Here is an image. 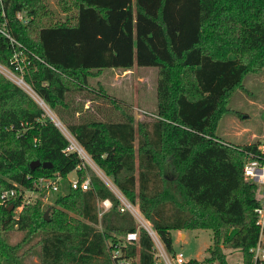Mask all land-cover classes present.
<instances>
[{
	"label": "trees",
	"instance_id": "1",
	"mask_svg": "<svg viewBox=\"0 0 264 264\" xmlns=\"http://www.w3.org/2000/svg\"><path fill=\"white\" fill-rule=\"evenodd\" d=\"M54 1L63 17L48 0H0V63L13 68L23 49V80L137 206L168 254L176 252L173 230L210 229L206 256L185 264H229L224 248L251 264L258 188L242 166L247 152L260 151L216 130L225 114L238 116L228 101L243 77L264 68V0ZM134 66L156 68L150 120H136L129 104L90 83L107 68ZM76 94L102 97L111 110H83ZM67 143L44 109L0 74V194L16 190L0 204V264H25V246H36L39 264H160L148 232L97 175L85 174L75 152L64 151ZM33 160L51 166L31 169ZM71 171L79 182L89 176L90 188H73ZM55 176L49 203L22 202L25 189ZM104 198L111 206L98 216ZM13 229L23 235L10 243ZM130 231L138 237L129 242Z\"/></svg>",
	"mask_w": 264,
	"mask_h": 264
},
{
	"label": "rangeland",
	"instance_id": "2",
	"mask_svg": "<svg viewBox=\"0 0 264 264\" xmlns=\"http://www.w3.org/2000/svg\"><path fill=\"white\" fill-rule=\"evenodd\" d=\"M48 1L51 7L57 10V12H59L58 14L63 17L64 14L58 10L55 1ZM90 83L96 88L98 85H101L104 91L117 101L129 104L132 107L131 110L136 120H150L151 115L156 109L155 67L134 66L129 70L107 68L97 77L91 78ZM241 86L242 87H238L234 90L228 101V107L238 111V116L233 113L225 114L219 122L216 134L221 139L234 144L245 143L250 140V143L257 142L258 145H264V68L258 72L245 75ZM75 97H78L77 99H79L78 101L80 103H84L86 100L88 103L90 102V108H94L96 105L105 106V104L108 105L107 107L111 106L107 100L102 97L95 98L93 95L87 94L83 96L82 94H76ZM89 98H92V100ZM45 115L47 116V112H45ZM240 128H246L244 135L242 137L234 136V131L240 130ZM95 165L92 167L85 164L86 168H83L85 174L90 175V173H92L97 175L109 188H113L111 178L105 175L104 172ZM69 174L72 178L76 177L75 171H71ZM166 175L173 177V173L169 168H167ZM40 192L44 194H40ZM52 194L51 190L42 186H39L36 190L25 189L23 191L22 202H32L39 197L43 203H49ZM20 209L21 206L16 207L14 209L15 214H17ZM45 211H47L48 216L49 209L47 208ZM135 221L138 226H141L136 219ZM183 232L186 236L180 239L177 230L172 231L175 253L181 252L185 262L190 258L198 260L204 258L207 254L206 248L212 243V231L210 229H188ZM22 235V231L13 229L9 231L8 240L10 243H15ZM159 248L154 242L155 260L157 263L164 264L160 252L163 250L165 251V249L162 244L161 248ZM36 249V246L24 247L23 251L25 252L22 256V261L25 264H39ZM224 252L229 264H242L243 255L240 250L224 248ZM165 253L169 257L174 258L175 253L174 255H170L166 251Z\"/></svg>",
	"mask_w": 264,
	"mask_h": 264
},
{
	"label": "built area",
	"instance_id": "3",
	"mask_svg": "<svg viewBox=\"0 0 264 264\" xmlns=\"http://www.w3.org/2000/svg\"><path fill=\"white\" fill-rule=\"evenodd\" d=\"M18 18L24 21L23 15L21 12L17 13ZM9 37V35H7ZM10 38V37H9ZM12 42H15L18 47H21V44L17 41L10 38ZM25 59V55L22 48L15 50L10 62L13 64L12 67L5 66L0 63V74L4 75L15 84L23 88L43 109L47 112V116L53 121V123L61 130L63 135L66 137L68 143L64 148L65 152H75L79 158L81 159L80 167L86 168L85 164L94 166L95 163L89 156V154L85 151V149L77 142L74 136L67 130L64 124L56 118L53 112L48 108V106L44 103V101L39 98L35 92L30 88V86L23 80L22 71L23 62ZM21 82H24L21 83ZM25 86H27L31 92L35 95H32ZM54 116H53V115ZM258 150L260 151L259 154L254 155L251 152L246 153V158L243 162L242 166V173L243 178L245 181L254 183L258 188V204L254 208L255 213V223L258 226V238L253 247L249 249L251 252V264H264V145H258ZM97 166V165H95ZM98 168V167H97ZM99 169V168H98ZM105 174V173H104ZM106 175V174H105ZM58 176L54 178H43L41 177L38 180L39 186H42L48 190L55 191L57 190L58 186ZM70 184L73 188H80L82 190H87L90 188V178L89 176L85 177L81 182L78 181L77 177L69 179ZM113 188L110 187V190L115 194V196L120 201V210L129 211L132 216L140 223L141 227H143L150 237L152 238L153 242L157 245V247L161 248V241L159 240L155 231L151 228L149 223L143 218L140 214L136 205H133L129 202L123 194L117 189V187L113 184ZM16 190L14 188H10L4 190L0 194V204L5 203L10 198L15 197ZM111 206V201L108 198H104L101 200H97V207H98V216L102 214L103 211L107 210ZM138 237L137 231H130L126 234L125 239L127 241H134ZM163 246V245H162ZM159 248V249H160ZM161 256L163 258L164 264H184L183 255L181 252L175 253L174 258L169 257L165 251H161Z\"/></svg>",
	"mask_w": 264,
	"mask_h": 264
},
{
	"label": "crops",
	"instance_id": "4",
	"mask_svg": "<svg viewBox=\"0 0 264 264\" xmlns=\"http://www.w3.org/2000/svg\"><path fill=\"white\" fill-rule=\"evenodd\" d=\"M76 96V95H75ZM78 96H80V95H78ZM78 98V97H77ZM76 97H75V100H79V99H77ZM89 104H90V102L88 103V101L86 100L84 103H83V110H85V109H87L88 107H89ZM108 105L107 104H105V106H102V105H100V107L101 108H104L103 110L104 111H109V110H111V108L110 107H107ZM91 110H94V108H91ZM54 114V113H53ZM78 114V112L76 113V115ZM55 115V114H54ZM56 116V115H55ZM56 118H58L57 116H56ZM59 119V118H58ZM246 128H240V130H236V131H234V136H237V137H242L243 135H244V133L246 132V130H245ZM228 142V141H227ZM251 141L249 140V141H247V142H245V143H239V142H236V143H239V144H247V143H250ZM232 143V142H231ZM70 174H68V179H71L72 177H70L69 176ZM177 232H178V236H179V238L180 239H182V237L184 236H186L185 235V233L182 231V230H177ZM174 247V246H173Z\"/></svg>",
	"mask_w": 264,
	"mask_h": 264
},
{
	"label": "water",
	"instance_id": "5",
	"mask_svg": "<svg viewBox=\"0 0 264 264\" xmlns=\"http://www.w3.org/2000/svg\"><path fill=\"white\" fill-rule=\"evenodd\" d=\"M29 165H30V168L31 169H34L35 167L40 166V165L42 167H50L51 166V163L50 162H40L39 160H33V161L30 162ZM11 209H12V205L9 206V210H11ZM43 216H44L45 219L48 218L47 217V211H45L43 213Z\"/></svg>",
	"mask_w": 264,
	"mask_h": 264
},
{
	"label": "bare ground",
	"instance_id": "6",
	"mask_svg": "<svg viewBox=\"0 0 264 264\" xmlns=\"http://www.w3.org/2000/svg\"><path fill=\"white\" fill-rule=\"evenodd\" d=\"M21 83H23L24 84V82H21ZM27 89H29L27 86H25ZM29 91H30V89H29ZM31 92V91H30ZM31 93H33V92H31ZM32 95H35L34 93L32 94ZM53 115V114H52ZM54 116V115H53ZM100 171V170H99ZM101 172V171H100Z\"/></svg>",
	"mask_w": 264,
	"mask_h": 264
}]
</instances>
